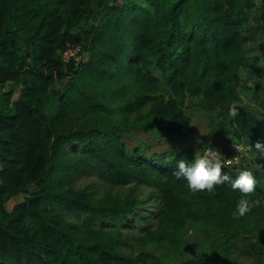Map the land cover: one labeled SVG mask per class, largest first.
<instances>
[{"label": "trees", "instance_id": "16d2710c", "mask_svg": "<svg viewBox=\"0 0 264 264\" xmlns=\"http://www.w3.org/2000/svg\"><path fill=\"white\" fill-rule=\"evenodd\" d=\"M249 43L264 50V0H0V264H241L231 258L240 242L244 254L254 247L250 264H264V207L233 218L241 194L228 185L186 198L173 173L194 159L191 147L149 153L127 142L134 131L187 136L188 98L210 112L228 106L206 141L225 147L232 134L247 145L222 172L251 168L249 199L264 198V173L255 171L264 164L255 150L264 144V87L241 76L256 62ZM67 46L80 62H62ZM241 91L252 92L251 108ZM75 112L93 118L69 125ZM86 172L154 188L161 207L149 218L132 195L94 202L66 188ZM132 220L144 224L143 237L126 255L118 247ZM187 229L208 232L211 248L188 256Z\"/></svg>", "mask_w": 264, "mask_h": 264}, {"label": "rangeland", "instance_id": "374dc122", "mask_svg": "<svg viewBox=\"0 0 264 264\" xmlns=\"http://www.w3.org/2000/svg\"><path fill=\"white\" fill-rule=\"evenodd\" d=\"M58 9V8H57ZM59 13L62 12V9L57 10ZM247 56L252 58L256 56V62H254L253 68L250 70H242L241 76L243 79L249 80V86H252L254 82L261 83L264 87V50H262L257 44L249 43L246 48ZM76 53L69 52L66 55V58L72 59L75 63L81 61V55ZM86 56L83 55V59L85 60ZM12 86L7 84L3 87V90H10ZM14 93L12 95V100L15 101L19 97V89H14ZM0 90V95H1ZM159 93L167 96V92L165 88L159 89ZM241 91L242 96V105L245 107L251 108L250 106V97L252 92L245 91L247 97ZM254 105V104H253ZM228 107V106H227ZM227 107L220 108L214 112L207 111L204 105L199 103L198 99L188 98L185 103V114L190 118V126L191 132L182 138H177L174 141H167L165 136L160 132H149L143 133L140 131L131 132L128 136L127 142L130 147L135 146L137 143L147 147V152H166L169 151L171 153H175L181 149L192 148L194 151V155L205 154L207 141L206 137L210 134V132L216 129V124L222 117L225 115V111ZM148 111V106L142 110V113L145 114ZM258 113V108L254 105L253 110ZM71 119L69 121L73 126H78L85 123L87 120L92 119V116H83L80 112H75L71 114ZM225 147L218 142H215V147L221 152H229L228 147L230 143H234L240 140H237L232 134L227 137ZM242 143V141H241ZM75 173L72 171L71 174ZM66 188L80 191L83 190L87 196L91 198L94 202L99 201H112L113 199L124 200L129 195H132L137 202L136 207L138 208L139 214L141 216H148L149 218L153 217V214L158 211L161 207V203L159 200V194L156 192L154 188L135 185L131 183L127 186H118L114 185L110 182L103 181L102 179L92 176L90 172L83 173L82 175L76 177L71 176L66 180ZM201 193H191L187 190L186 193H183V196L186 198H193L195 196H200ZM21 199L17 198L16 202H19ZM133 223L129 225L127 229L121 230L120 240L125 242L123 245L118 247V250L126 255H132L134 253L135 247H137L136 243L139 241L138 239L142 238L141 228L143 227V223H136L132 220ZM153 226V225H152ZM187 229L184 235V242H188V256L196 255L203 250H208L211 248L210 242L212 239L210 238V234L205 232V230H191ZM246 244H252L254 242V238H247ZM238 247L240 250L231 251V258L236 260L241 264H250L253 259V254L255 253L254 247L250 245L248 249V254H244L241 252L246 247L242 242L238 243ZM164 249V248H163ZM161 253V251H159ZM156 257L159 256L155 253ZM163 254V253H161ZM155 259L152 260V262Z\"/></svg>", "mask_w": 264, "mask_h": 264}, {"label": "clouds", "instance_id": "9594fccd", "mask_svg": "<svg viewBox=\"0 0 264 264\" xmlns=\"http://www.w3.org/2000/svg\"><path fill=\"white\" fill-rule=\"evenodd\" d=\"M237 115L238 109L230 106L228 116L235 118ZM259 119H264V116L258 117ZM255 150L258 159L264 158V144L257 142ZM222 166L225 167L213 153H205L195 155L189 162L179 161L173 174L178 180H183L186 188L193 194L203 191L212 193L218 185H228L233 191H238L241 196L231 213L235 219L244 217L253 207H264V198L249 199L248 194L253 193L257 186V179L251 168L246 167L230 174L228 171L222 172ZM255 171L264 173V164H257Z\"/></svg>", "mask_w": 264, "mask_h": 264}, {"label": "built area", "instance_id": "2783aa9c", "mask_svg": "<svg viewBox=\"0 0 264 264\" xmlns=\"http://www.w3.org/2000/svg\"><path fill=\"white\" fill-rule=\"evenodd\" d=\"M77 51L78 50L76 48H73L71 46H67L61 55L62 62L68 63L72 59L71 58L67 59L66 55L69 52L76 53ZM214 144H215V142L209 141L207 143L205 153H213L215 158L227 168H230V167L232 168V167L238 166L241 163L242 157H244L245 153H248V151H249V147L247 145H245L243 142L242 143L241 142H234V143L228 144L229 145V147H228L229 152L228 153L230 155H225L224 152H221L220 150H218Z\"/></svg>", "mask_w": 264, "mask_h": 264}]
</instances>
